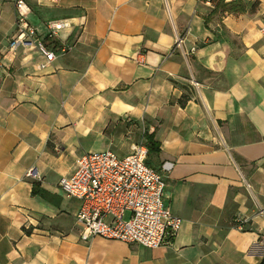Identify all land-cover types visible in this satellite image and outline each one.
Instances as JSON below:
<instances>
[{
    "label": "crops",
    "instance_id": "1",
    "mask_svg": "<svg viewBox=\"0 0 264 264\" xmlns=\"http://www.w3.org/2000/svg\"><path fill=\"white\" fill-rule=\"evenodd\" d=\"M253 1L250 14L220 0H24L41 37L71 24L55 40L67 51L40 71L35 50L3 57L17 0H0V264L261 262L264 0ZM145 132L161 146L153 166L174 164L165 201L180 231L157 249L81 241L59 180L86 153H132Z\"/></svg>",
    "mask_w": 264,
    "mask_h": 264
},
{
    "label": "built area",
    "instance_id": "2",
    "mask_svg": "<svg viewBox=\"0 0 264 264\" xmlns=\"http://www.w3.org/2000/svg\"><path fill=\"white\" fill-rule=\"evenodd\" d=\"M196 1L207 5L214 2ZM16 7L15 33L8 40L3 57L15 58L20 50H35L41 57L38 69L45 70L67 51L55 40L71 24L68 20L51 21L47 37L43 38L30 23V9L24 0H17ZM260 33L264 41V24ZM147 162L148 149L142 139L125 156L112 150L86 153L77 160L74 173L59 180L64 198L79 203L75 223L81 241L90 243L102 238L148 249L172 243L183 224L165 201L167 178L174 164L168 162L156 168ZM28 175L37 177L33 169Z\"/></svg>",
    "mask_w": 264,
    "mask_h": 264
},
{
    "label": "trees",
    "instance_id": "3",
    "mask_svg": "<svg viewBox=\"0 0 264 264\" xmlns=\"http://www.w3.org/2000/svg\"><path fill=\"white\" fill-rule=\"evenodd\" d=\"M239 2V0H236V1H233L231 2L230 4H222V3H218L217 4V7L220 8L222 7L223 5L228 8L234 4H237ZM222 5V6H220ZM181 105H185V102L180 100L179 102ZM144 144L146 145L147 149H148V164L150 166H152V164L149 162V160L152 158V156L154 155H158L161 151V146H160V143L159 141L156 140L155 138V135L154 134H149L148 132H145L144 135ZM32 194L34 196H38V197H41L42 199L46 200V201H49L50 200V194L44 190L42 187H41V184L38 183V182H34L33 183V189H32ZM259 264H264V257L263 259L261 260V262Z\"/></svg>",
    "mask_w": 264,
    "mask_h": 264
},
{
    "label": "rangeland",
    "instance_id": "4",
    "mask_svg": "<svg viewBox=\"0 0 264 264\" xmlns=\"http://www.w3.org/2000/svg\"><path fill=\"white\" fill-rule=\"evenodd\" d=\"M249 2H250V3H248V4H243V1L239 0V2H238V3H239V6L236 5V8H239V9H242V10H243V9H247L248 11H250V14L256 13V12L260 9V8H259V2H258V1H253V0H250ZM220 3H222V4H223V3L226 4L224 0H220ZM220 6H222V5H220ZM220 8H222V9L225 8V9H226L227 7H226V5H225V6L223 5V6L220 7ZM140 138L142 139V137H138V138H137V142H138V141H139V142L136 144V147L141 143V142H140V140H141ZM136 147H134L133 149L135 150ZM134 150H133V151H134ZM112 151H113V150H112ZM114 152H115V151H114ZM149 162H150V163L152 164V166H153V162L151 161V159L149 160Z\"/></svg>",
    "mask_w": 264,
    "mask_h": 264
}]
</instances>
